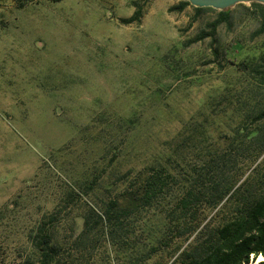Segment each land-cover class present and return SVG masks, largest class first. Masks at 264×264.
<instances>
[{
  "label": "rangeland",
  "instance_id": "1",
  "mask_svg": "<svg viewBox=\"0 0 264 264\" xmlns=\"http://www.w3.org/2000/svg\"><path fill=\"white\" fill-rule=\"evenodd\" d=\"M181 1L123 24L133 0H0V264H40V231L53 264H114L101 232L75 243L90 207L202 115L264 109V80L230 63L264 51L250 3L189 42L218 12Z\"/></svg>",
  "mask_w": 264,
  "mask_h": 264
},
{
  "label": "trees",
  "instance_id": "2",
  "mask_svg": "<svg viewBox=\"0 0 264 264\" xmlns=\"http://www.w3.org/2000/svg\"><path fill=\"white\" fill-rule=\"evenodd\" d=\"M133 3L135 10L121 18L123 24L142 20L143 7ZM250 5L259 22L256 32L264 33V4ZM188 6L193 5L182 0L169 10ZM237 6L248 9L246 3ZM193 8L218 16L210 32L189 42L212 36L230 22L232 8ZM230 63L264 80V51L253 50L240 63ZM213 112L185 126L160 158L126 172L120 195L105 198L99 209L92 206L82 216L75 243L101 232L116 253L114 264H250L264 257V109L237 112L230 122L227 106L217 116ZM139 220L143 226L138 228ZM40 233V264H53L56 248Z\"/></svg>",
  "mask_w": 264,
  "mask_h": 264
},
{
  "label": "water",
  "instance_id": "3",
  "mask_svg": "<svg viewBox=\"0 0 264 264\" xmlns=\"http://www.w3.org/2000/svg\"><path fill=\"white\" fill-rule=\"evenodd\" d=\"M195 7H212L216 10H227L240 3L259 2L264 4V0H188ZM253 261V260H252Z\"/></svg>",
  "mask_w": 264,
  "mask_h": 264
},
{
  "label": "bare ground",
  "instance_id": "4",
  "mask_svg": "<svg viewBox=\"0 0 264 264\" xmlns=\"http://www.w3.org/2000/svg\"><path fill=\"white\" fill-rule=\"evenodd\" d=\"M263 259H264L263 256H259L258 259L253 260L250 264H264V263H263V262H264Z\"/></svg>",
  "mask_w": 264,
  "mask_h": 264
}]
</instances>
